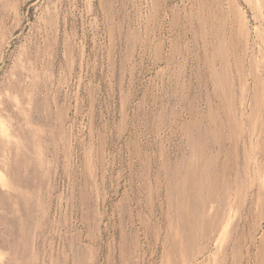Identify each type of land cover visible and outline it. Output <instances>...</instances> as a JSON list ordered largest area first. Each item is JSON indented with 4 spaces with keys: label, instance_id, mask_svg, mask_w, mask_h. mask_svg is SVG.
<instances>
[{
    "label": "rangeland",
    "instance_id": "374dc122",
    "mask_svg": "<svg viewBox=\"0 0 264 264\" xmlns=\"http://www.w3.org/2000/svg\"><path fill=\"white\" fill-rule=\"evenodd\" d=\"M0 264H264V0H0Z\"/></svg>",
    "mask_w": 264,
    "mask_h": 264
},
{
    "label": "water",
    "instance_id": "95a60500",
    "mask_svg": "<svg viewBox=\"0 0 264 264\" xmlns=\"http://www.w3.org/2000/svg\"><path fill=\"white\" fill-rule=\"evenodd\" d=\"M13 39H16V38H13ZM7 58V57H6ZM6 64V59H5V61H4V65ZM4 65H3V68H4ZM3 68H2V70H3Z\"/></svg>",
    "mask_w": 264,
    "mask_h": 264
}]
</instances>
